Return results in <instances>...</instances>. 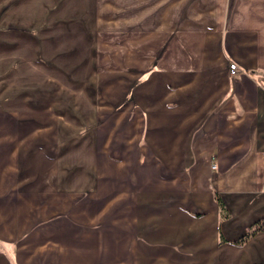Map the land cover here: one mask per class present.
I'll return each mask as SVG.
<instances>
[{
  "label": "crops",
  "instance_id": "1",
  "mask_svg": "<svg viewBox=\"0 0 264 264\" xmlns=\"http://www.w3.org/2000/svg\"><path fill=\"white\" fill-rule=\"evenodd\" d=\"M98 3L0 0V264L264 263V0L217 12L191 45L178 90L160 91L152 62L114 125L95 130L88 156L66 162L63 125L34 116L14 84L31 66L47 69L33 52L61 49L33 51L32 29L59 24L48 17L65 6L94 22ZM53 59L51 82H63ZM150 80L157 89L146 107Z\"/></svg>",
  "mask_w": 264,
  "mask_h": 264
},
{
  "label": "rangeland",
  "instance_id": "2",
  "mask_svg": "<svg viewBox=\"0 0 264 264\" xmlns=\"http://www.w3.org/2000/svg\"><path fill=\"white\" fill-rule=\"evenodd\" d=\"M233 1L99 0L94 22L89 13L65 6L63 17L58 14L56 19V14L53 19L48 17L49 21L59 24L34 28V32L21 26L33 32V51L40 43L53 47L59 42L61 49L33 52V59L46 60L43 64L47 69L31 66V77L25 82L17 79L14 84L17 95L31 97L29 102H32L37 118L42 116L43 120L46 117L48 122L57 119L63 125L66 162H71L75 156H88L85 149L89 142L91 144L95 130L116 121L119 112L123 111L125 91L133 92L137 86H143L135 83V79L152 62L156 64L153 69L159 70L160 83L165 80L164 89L160 91L178 90L184 81L185 61L192 55L191 45L200 44L201 33L215 27L217 12L230 10ZM30 6L32 12H40L37 4ZM57 10L53 7L52 11L56 13ZM39 30L47 35L41 36L37 33ZM55 32L60 35L57 40ZM72 38L77 42V38L80 39L79 43L72 44L77 50L67 49L72 47L67 43ZM52 59L60 64L57 77L63 82H51L54 76L51 75ZM169 72L175 74V80L171 82H167ZM147 75L151 79V73L143 78ZM148 84L149 98L143 99L146 107L151 105V91L157 89L151 80ZM40 95L48 98L40 99ZM44 105H47L46 112L35 114L34 110L44 108ZM147 118L150 121L151 115L144 113L141 116V120Z\"/></svg>",
  "mask_w": 264,
  "mask_h": 264
},
{
  "label": "trees",
  "instance_id": "3",
  "mask_svg": "<svg viewBox=\"0 0 264 264\" xmlns=\"http://www.w3.org/2000/svg\"><path fill=\"white\" fill-rule=\"evenodd\" d=\"M217 202L219 203V205L221 206V209H222V202H221V200L217 197ZM257 229H255V230H253V231H250L249 233H247L245 236H243L242 238H240L235 244H237V245H241V244H243V243H245L248 239H249V237H251L253 234H254V232L256 231ZM262 264H264V263H262Z\"/></svg>",
  "mask_w": 264,
  "mask_h": 264
},
{
  "label": "built area",
  "instance_id": "4",
  "mask_svg": "<svg viewBox=\"0 0 264 264\" xmlns=\"http://www.w3.org/2000/svg\"><path fill=\"white\" fill-rule=\"evenodd\" d=\"M229 71H230V73L232 74V75H234L235 73H236V71H237V66H236V64L235 63H230L229 64ZM215 168V166L214 165H212V169H214Z\"/></svg>",
  "mask_w": 264,
  "mask_h": 264
}]
</instances>
